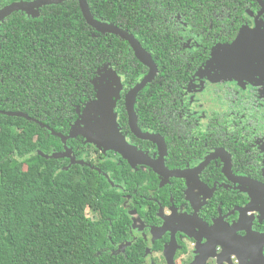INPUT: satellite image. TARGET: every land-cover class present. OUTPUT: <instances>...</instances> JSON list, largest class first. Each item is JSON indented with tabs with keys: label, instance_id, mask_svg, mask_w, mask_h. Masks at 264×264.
Returning a JSON list of instances; mask_svg holds the SVG:
<instances>
[{
	"label": "flooded vegetation",
	"instance_id": "1",
	"mask_svg": "<svg viewBox=\"0 0 264 264\" xmlns=\"http://www.w3.org/2000/svg\"><path fill=\"white\" fill-rule=\"evenodd\" d=\"M21 1L37 0L13 3ZM71 2L80 9L77 0H66L14 12L23 13L22 26H6L13 14L1 21L0 86H7L8 112L26 114L58 137L62 149L53 154L64 151L54 133L68 137L84 127L98 101L99 110L111 109L134 150L130 159L82 135L65 145L73 165L99 172L121 199L128 236L118 242L115 236L117 253L134 246L143 264H264V0H86L96 21L132 36L151 61L82 15L85 71L77 92L74 25L46 24L52 34L44 35L43 26L28 22ZM13 3L0 0V11ZM18 35L22 46L35 35L57 49L3 54ZM61 61L68 66L60 77Z\"/></svg>",
	"mask_w": 264,
	"mask_h": 264
},
{
	"label": "trees",
	"instance_id": "2",
	"mask_svg": "<svg viewBox=\"0 0 264 264\" xmlns=\"http://www.w3.org/2000/svg\"><path fill=\"white\" fill-rule=\"evenodd\" d=\"M92 11L99 17L113 19L111 13L104 15L98 6H92ZM45 13L53 15H45L42 20L37 18L33 22L28 20L29 26H43L44 35L52 34L46 24L74 25L73 71L74 91L77 92V80L85 71L81 54L83 26L87 25L76 2L47 8ZM24 23L21 12L9 17L6 26ZM18 36V40L9 42L2 50L3 54L7 51L19 54L24 49H31L32 54L48 55L57 49L50 39L35 35L22 46ZM95 48L97 52L98 46ZM68 53L64 51V54ZM67 66L66 62H59L60 77L62 72L67 73ZM1 69L5 70V67ZM6 88L1 84L0 264H143L135 254L134 246L117 253L112 245L117 237V242L124 240L128 229L125 219L119 217L121 199L111 195L113 190L109 182L91 168L80 164L69 167L66 159H46L38 154L52 155L53 148L61 150V141L33 120L8 115L12 110L3 101L4 94L8 93ZM75 97L77 99V95ZM87 210L102 217H88ZM120 228L123 233H118Z\"/></svg>",
	"mask_w": 264,
	"mask_h": 264
},
{
	"label": "water",
	"instance_id": "3",
	"mask_svg": "<svg viewBox=\"0 0 264 264\" xmlns=\"http://www.w3.org/2000/svg\"><path fill=\"white\" fill-rule=\"evenodd\" d=\"M62 1L66 0H37L33 3L29 2H15L7 7L3 8L0 11V23L6 17L10 16L14 12L23 11L27 13L33 12L37 8H40L45 5L58 4ZM80 4V9L82 15L86 19V21L95 29L99 31H105L113 34H117L122 36L124 39L128 40L134 51L136 52L139 59L146 63L150 64L151 61L150 56L144 51L141 45L130 35L118 29L117 27L109 24H104L96 21L92 14L90 13L88 4L86 0H77ZM143 83L137 88L143 87L146 82ZM102 105V102L98 101L92 105L91 109H89V113H94L95 117L85 118L84 127L75 126L73 132L68 137L62 136V134L54 133L55 135L62 138L64 143V151L63 152H55L52 155H45L43 153H38L46 159H62L69 158L71 163L69 167L76 163L74 157L71 155V150L66 147V141L69 138H75L77 135H82L87 139V141L91 144H94L99 149H114L116 152L122 154L126 159H130L131 155L134 154V150L132 147L125 141L124 137L120 133L118 129V124L111 114V109L107 108L106 111L99 110V106ZM129 112L131 114V108H129ZM8 115H16L25 117L30 119L26 114L22 113H7ZM132 115V114H131ZM102 118H99L101 117ZM133 126V125H132ZM134 127V126H133ZM82 163V162H81ZM68 167V168H69Z\"/></svg>",
	"mask_w": 264,
	"mask_h": 264
},
{
	"label": "rangeland",
	"instance_id": "4",
	"mask_svg": "<svg viewBox=\"0 0 264 264\" xmlns=\"http://www.w3.org/2000/svg\"><path fill=\"white\" fill-rule=\"evenodd\" d=\"M87 216L88 217H91V218H93L94 217V214L92 213V211H90V210H87Z\"/></svg>",
	"mask_w": 264,
	"mask_h": 264
}]
</instances>
